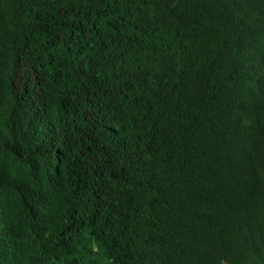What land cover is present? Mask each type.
Instances as JSON below:
<instances>
[{
	"label": "trees",
	"instance_id": "obj_1",
	"mask_svg": "<svg viewBox=\"0 0 264 264\" xmlns=\"http://www.w3.org/2000/svg\"><path fill=\"white\" fill-rule=\"evenodd\" d=\"M0 264H264V0H0Z\"/></svg>",
	"mask_w": 264,
	"mask_h": 264
}]
</instances>
